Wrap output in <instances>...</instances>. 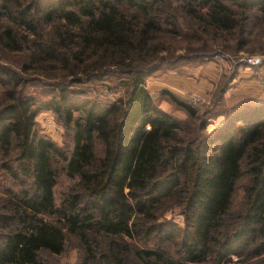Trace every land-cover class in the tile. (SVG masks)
I'll return each mask as SVG.
<instances>
[{
  "label": "trees",
  "instance_id": "obj_1",
  "mask_svg": "<svg viewBox=\"0 0 264 264\" xmlns=\"http://www.w3.org/2000/svg\"><path fill=\"white\" fill-rule=\"evenodd\" d=\"M177 1L196 12L191 0ZM193 1L205 9L201 22L215 31L245 32L247 14L225 1L256 8L264 20V0ZM164 2L0 0L1 45L24 49L39 72L43 62H53L69 83L104 77L110 67L130 77L127 96L116 101L73 98L70 84H56L46 107L69 128L72 148L65 153L38 133L39 110L32 98L20 96L24 79L0 66V171L23 182L17 192L6 189L0 264H46V257L64 251L69 236L84 251L80 264H126L128 254L141 264H202L208 258L221 264L233 254H264V105L235 113L207 134H181L182 124L160 110L144 86L154 68L137 64L151 57L141 53L161 20L150 12ZM54 21V32L43 37L41 26ZM172 99L196 115L194 107ZM61 173L76 183L57 202ZM239 186L242 205L232 208ZM168 202L180 206L183 228L160 220ZM230 219L233 228H227ZM153 237L159 247L174 239L179 259L138 245Z\"/></svg>",
  "mask_w": 264,
  "mask_h": 264
},
{
  "label": "rangeland",
  "instance_id": "obj_2",
  "mask_svg": "<svg viewBox=\"0 0 264 264\" xmlns=\"http://www.w3.org/2000/svg\"><path fill=\"white\" fill-rule=\"evenodd\" d=\"M191 2L195 5L196 12L192 9L195 13H189L188 6L183 1L177 0H165L150 12L151 16L160 18V29L152 30L149 35L150 45L141 53V56L150 54V59L137 61L139 66L148 65L154 68V71L145 78L144 86L153 103L182 124L184 129L181 134L190 132L188 138L192 137L193 133L211 132L235 113H249L252 109L264 105V103L233 104L236 97L234 92L241 86L245 74L250 72L253 79L259 81L258 84L264 85V20L259 11L256 8L245 11L225 1V4L230 5L235 11L248 16L244 23L245 32L239 36L238 30L229 34L215 31L203 24L200 17L205 13L204 7L195 4L193 0ZM127 14L139 15L134 11H128ZM2 20L7 21L5 18ZM55 23L54 21L51 25L41 26L39 31L43 33V37L48 38L54 32ZM25 56L24 49L14 50L0 43V66L13 76L24 79L19 88L20 96L32 98L35 107L39 110L35 118L38 133L49 138L65 153L72 148L69 128L53 109L46 107L57 94L56 84H63L65 87L70 84L68 88L73 91L70 97L101 102L124 99L128 94L130 77L121 73L118 67H110L107 75L101 78L95 76L85 78L81 83H69L70 77L54 68L57 65L53 62H43V72H39L30 65ZM256 58L258 61L254 62ZM23 65L28 68L26 72L22 71ZM2 91L0 87V102H2ZM172 98L194 107L197 111L196 115L190 117ZM96 151L101 154L99 145ZM56 165L60 166L59 163ZM75 183V179H70L61 173L54 186L56 201L59 202L63 193ZM7 188L17 192L23 188V182H14L8 174L0 171V213L2 214L8 212L5 206L6 199L10 196L6 191ZM242 201L243 190L239 186L232 208H241ZM160 214V220L174 223L178 228L184 227V218L178 203L168 202ZM232 221L233 219H230L227 222L228 227L225 226L233 228ZM3 231L5 229L0 230ZM158 243L156 237H153L138 245L145 249H163L172 258L179 259L178 246L174 239H164V243L160 244L161 247ZM83 255L84 251L78 239L69 236L64 251L59 255L46 257L45 263L80 264ZM128 256L130 257L126 264H135V261L136 264H141L131 254ZM227 260L229 261L224 260L221 264H264V254L255 256L249 251L243 258L233 254ZM91 262L97 264L96 259ZM202 264L218 263L208 258Z\"/></svg>",
  "mask_w": 264,
  "mask_h": 264
},
{
  "label": "crops",
  "instance_id": "obj_3",
  "mask_svg": "<svg viewBox=\"0 0 264 264\" xmlns=\"http://www.w3.org/2000/svg\"><path fill=\"white\" fill-rule=\"evenodd\" d=\"M249 74H245L241 86L235 90L233 104H257L264 103V85L258 84Z\"/></svg>",
  "mask_w": 264,
  "mask_h": 264
},
{
  "label": "water",
  "instance_id": "obj_4",
  "mask_svg": "<svg viewBox=\"0 0 264 264\" xmlns=\"http://www.w3.org/2000/svg\"><path fill=\"white\" fill-rule=\"evenodd\" d=\"M258 61V58H256L255 60H254V62H257Z\"/></svg>",
  "mask_w": 264,
  "mask_h": 264
}]
</instances>
